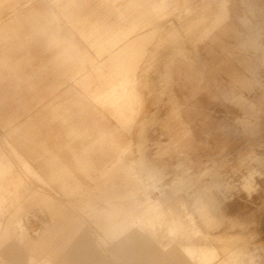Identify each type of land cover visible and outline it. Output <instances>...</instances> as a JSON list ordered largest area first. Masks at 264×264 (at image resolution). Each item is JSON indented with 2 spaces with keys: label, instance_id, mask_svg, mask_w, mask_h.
<instances>
[{
  "label": "rangeland",
  "instance_id": "1",
  "mask_svg": "<svg viewBox=\"0 0 264 264\" xmlns=\"http://www.w3.org/2000/svg\"><path fill=\"white\" fill-rule=\"evenodd\" d=\"M42 1L66 25L60 35L79 40L87 52L86 69L78 81L86 76L89 88L85 91L72 79L80 66L54 64L49 61L55 51L44 52V68L49 69L37 73L55 76L61 86L36 103L37 89L29 88L24 72L37 62L18 67L0 62L1 82H15L0 96V229L15 217L37 240L34 234L44 232L50 221L48 214L39 213L45 207L35 197L49 188L12 148L20 137L14 132L33 129L41 138L35 143L44 139L57 148L65 140L58 139L59 134L64 136L69 126L44 111L43 104L86 97L92 104L91 117L118 132L110 140L120 142L118 162L111 171L119 182L115 201L129 200L130 209L140 211L134 222L137 229L151 242L152 235L158 238L168 252L180 245L193 248L202 264H264V0ZM0 2L2 25L39 0ZM68 2L72 9L77 7L75 28L83 39L63 16L67 8L58 7ZM38 32L30 39L44 47L50 39ZM146 35L150 38L141 40ZM4 38L0 41L4 59L30 48L23 37ZM11 43H21L20 48L7 49ZM100 63L102 71H96ZM98 87H109V100L118 102L124 118L117 119L108 99L102 106L109 108L92 101ZM27 104L34 109L29 111ZM93 192L107 208L102 194ZM57 197L69 207V201L81 195ZM17 203L22 209L18 214ZM71 210L83 231L91 233L101 253L100 264H141L135 253H123L136 245H104L110 241L98 238L101 232L85 210ZM78 246L82 244L75 238L52 264H75ZM30 254L35 264H45L41 250L27 249L24 264Z\"/></svg>",
  "mask_w": 264,
  "mask_h": 264
},
{
  "label": "crops",
  "instance_id": "2",
  "mask_svg": "<svg viewBox=\"0 0 264 264\" xmlns=\"http://www.w3.org/2000/svg\"><path fill=\"white\" fill-rule=\"evenodd\" d=\"M1 4L2 2H0ZM58 7L60 11L62 7L67 8L68 14L63 16L66 18L67 23L76 31L77 7L72 9L69 2L67 5ZM26 8H28L27 11L0 25V41L2 37H6L4 39L7 41H11L12 38L23 37L25 39L24 44L29 45L30 48L25 46L28 50L22 53L23 55L16 51L14 54H10L9 58L6 57L4 59L2 56L0 57V62H9L14 67L21 66L23 62H26L27 65L37 62L32 68L26 69L24 73L27 80L30 81L29 88L37 89V96H39L35 100L36 103L38 101L41 103L46 99V96L54 94L57 88L61 86L59 85L60 82L55 81L57 79L55 76L50 79L48 74L40 75L37 73L44 69H49L44 68L46 63L43 57L44 52L55 51L54 57L49 62H55L57 65L72 62L80 66L79 71L72 77L76 81L79 80L80 76H83L81 72L86 69V63L83 62V58L87 52L82 50L79 40H74L72 36L67 38L60 35L61 31L66 30V25L60 21L58 14L45 1L39 0L37 4H29ZM39 21H41V24H38ZM38 29L41 32L40 34L50 39L44 47L42 43L39 44L35 41L32 43L30 39L34 37V33H39ZM76 32L83 39V35L78 31ZM147 37L150 38L149 35H146L141 40ZM20 44L11 43L6 48H20ZM133 46H130L129 49L132 50ZM69 49L74 51L73 55H70ZM97 65L100 66L96 68V71H102L103 63ZM1 70L2 68L0 69V74H2ZM107 74L106 72V76ZM86 82H88L86 81V76H84L83 80L78 81L79 84L84 86L85 91L89 88L86 86ZM11 83L15 86V82ZM11 83H3L0 79V96L6 93L4 88L11 86ZM108 89L101 90L98 87L92 94V101L97 106L108 107L102 106L104 98L108 99V102L113 105L112 108H108L116 114L117 119L124 118L125 112L118 102L113 98L109 100ZM32 96L29 95V101H31ZM87 101L86 97H78L71 102L54 103V105L51 103L47 106H45V103L43 104L44 111L49 110L52 112L53 118L61 120L64 126H69L64 131V136L59 134L58 139L64 138L65 140L57 148L50 147L47 140L44 139L35 143V140L40 138V134L33 129L23 131V133L14 132L15 134H20V137L14 140L16 144H11L12 148L20 155L22 161L34 170L38 181L49 188V190H39L35 193L37 195L35 197L39 199L38 202L40 201L43 208L47 209H39V213L48 214L50 221L48 228L37 235V240H32V236L22 231L21 224L23 220L21 219L16 220L15 217H12L10 222L2 223L0 229L1 263L24 264L26 260L24 250L27 249L33 253L41 250L47 257L45 264H52L55 258L65 252L71 242L78 238L82 246L76 248L77 258L75 264H84V262L81 263L82 260L86 264H100L101 253L96 250V244L93 245L91 233L83 231L80 219L74 216L72 210L69 211L70 208L80 209L82 207L85 210L83 213L89 216L91 222L101 232L98 238L110 241L104 245H109L110 243L118 244L120 242L123 247L125 244L126 247L136 245L137 247L132 248V250L124 248L123 253H135L138 256L137 260L141 264H149L148 260L151 259L157 264H202L197 259L193 248L180 245L168 252V246L164 245L153 235L151 242L149 237L137 229V224L135 225L134 223L135 219L139 217L140 211L131 210L129 200L126 203L115 201L118 195L114 192V187L119 185V182L117 183L118 176L112 174L111 171L118 162L116 153L119 150L120 142L110 140L118 137V132L105 128L92 118L91 114L88 113L92 109V104L87 103ZM27 107L29 111L34 109L31 104H27ZM43 110L42 113H45ZM44 123L47 124V121L45 120ZM32 125L35 124L32 122ZM103 139L105 140V142L103 141L104 143L102 142ZM87 141L89 142L87 143ZM134 179L136 180V178ZM95 190L102 194L103 199L101 201L108 205L107 208L101 207V204L97 201L100 198L93 192ZM76 193L81 195L78 198L80 200L69 201V207L63 206V202L57 199L58 195L64 194V196H68ZM3 198L6 199V196H3ZM17 205L19 208L16 214L22 211L21 203H17ZM37 206L40 205L38 204ZM149 232L151 233V231ZM87 243L88 246L90 244L91 246L84 247L83 245ZM3 247L6 248L4 252H1ZM80 256L82 258H79ZM35 261L34 256L30 254L26 263L35 264Z\"/></svg>",
  "mask_w": 264,
  "mask_h": 264
},
{
  "label": "bare ground",
  "instance_id": "3",
  "mask_svg": "<svg viewBox=\"0 0 264 264\" xmlns=\"http://www.w3.org/2000/svg\"><path fill=\"white\" fill-rule=\"evenodd\" d=\"M23 223H24V222H22V224H21L22 231H24L25 234L30 235V233H28L27 230L23 227V225H24ZM39 234H40V232H36V233L34 234V236H37V235H39ZM30 236H32V235H30Z\"/></svg>",
  "mask_w": 264,
  "mask_h": 264
}]
</instances>
